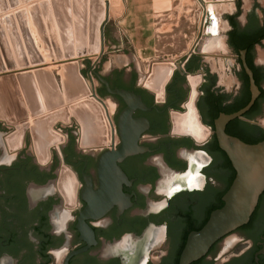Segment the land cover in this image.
<instances>
[{"label": "flooded vegetation", "instance_id": "flooded-vegetation-1", "mask_svg": "<svg viewBox=\"0 0 264 264\" xmlns=\"http://www.w3.org/2000/svg\"><path fill=\"white\" fill-rule=\"evenodd\" d=\"M236 5L237 14L225 18V43L237 59V80L229 86L212 71L203 51L176 66L160 97L146 86L148 76L139 84L135 75L128 85L119 69L101 76L91 68L101 84V95L95 91V96L107 133L104 145H83L81 124L74 117L68 123L57 118L42 138L35 121L60 115L62 107L44 108L34 117L27 110L23 117L18 101L9 96L11 107L0 108V264H179L188 235L224 206L223 197L236 178L219 147L215 121L251 99L242 51L260 94L225 132L248 144L264 142L259 123L264 64L255 60L256 48L264 44V16L253 25L248 13L241 24L238 1ZM218 22L207 11L202 36H218ZM197 77L195 106L208 131L202 141L172 133V114L187 111ZM100 78L112 90L134 92L146 107L132 113V122L143 129L137 141L142 150L116 163L125 179L116 178L115 162L108 171L104 164L123 143L118 121L127 104L109 94ZM104 97L114 102L113 112ZM263 201L264 190L249 222L191 264H264Z\"/></svg>", "mask_w": 264, "mask_h": 264}, {"label": "water", "instance_id": "water-1", "mask_svg": "<svg viewBox=\"0 0 264 264\" xmlns=\"http://www.w3.org/2000/svg\"><path fill=\"white\" fill-rule=\"evenodd\" d=\"M201 1L210 3V0ZM203 8L204 27L207 11L212 17L215 15L210 5L207 9L204 6ZM0 14L3 15L0 18V74L7 71L16 72V77L13 74L5 76L4 79L0 77V108L11 107L10 97L14 99V102L18 101L23 117L27 115V110L30 116L34 117L43 113L44 108L49 110L62 107V115H49L35 121L36 132L44 138L46 129H49L57 118L69 117V111L67 107H64L67 103L81 124L83 145H104L107 133L102 119V107L97 100L91 98L92 94L81 72L79 62L97 54H100V57L104 55V30L110 17L108 1L0 0ZM226 17L227 15H224L223 18ZM250 18L255 25L258 21L257 13L251 11ZM31 28H34L36 37L42 43V49L47 52L45 56L41 53ZM212 38L213 36L203 35L180 65L182 66L193 53L199 54L204 51ZM244 54L245 52L242 51L241 59L249 77L251 99L244 108L232 114H221L215 121V134L219 147L226 153L235 169L236 178L223 197L224 206L213 211L200 230L188 235L179 264H191L205 257L214 244L247 224L264 190V142L248 144L225 132L226 125L230 121L242 118L260 94L253 74L245 64ZM45 57L59 66L61 87L55 74L47 66L35 73L27 71L30 66L44 64ZM163 68L166 72L161 78L158 74ZM175 68L176 64L171 62L153 63L146 86L155 89L160 97ZM120 73L123 79V71ZM134 73L136 71L132 70L128 85L135 75L138 81V75ZM189 78L193 80L192 77ZM200 80V77L194 79V89L186 105L187 111L183 114L175 112L172 114V133L188 135L198 141H202L206 134L208 135V131L200 122L195 106L198 97L196 85ZM100 81L106 85L109 94L119 96L127 104V108L121 113L118 121V131L123 143L116 152L108 155L110 159H107L104 164L108 171V166L115 162L116 178L125 179L116 163L142 150L138 147L137 141L143 129L132 122V113L137 108L146 109V107L134 92L123 89L112 90L104 79L100 78ZM95 87L97 94L101 95L99 93L101 84L97 78ZM7 92L12 95H7ZM105 95L108 94L105 93ZM104 101L113 112L115 105L112 99L104 97ZM144 124L148 127L147 121H144ZM48 144L50 145V142ZM48 144L46 147L49 146ZM115 193L117 196L122 193L120 185L116 186ZM262 213L264 216V201Z\"/></svg>", "mask_w": 264, "mask_h": 264}, {"label": "rangeland", "instance_id": "rangeland-1", "mask_svg": "<svg viewBox=\"0 0 264 264\" xmlns=\"http://www.w3.org/2000/svg\"><path fill=\"white\" fill-rule=\"evenodd\" d=\"M226 1L228 0H210V3H207L201 0H182V5L174 3L175 6H173V8L177 9L176 7H181L177 12H175V15L170 14L168 18L162 19V17L156 13L159 16L155 14L153 18L143 22V29L127 33L122 24H117L126 11L123 0H110V17L104 30V55L100 58L98 57L99 59L86 58L84 60H80L79 62L81 64V72L85 77L88 87L89 82H91L89 76L90 74H92L93 80H96L95 75L90 72L91 68L98 71V74L101 76H108L115 69H119L120 71H123V80L126 84H129L130 82L131 71L135 70L138 75V83L140 84L143 76H148L150 73L151 65L153 63L171 62L179 65L191 52L195 44L197 42L199 43L202 38V32L204 29L202 23V13L204 12L203 5H206V8L210 5L217 21L219 20L217 23L219 34L218 36H213L212 40L205 46L203 51L205 56L203 58L212 71L217 73L220 81L225 83L227 86L231 85L237 80V59L235 53H233L226 46L225 42L228 27L226 29L223 28L226 21L223 17L224 15H235L239 10L236 5L237 0H232L234 5V9L232 11H224L221 9L226 5ZM240 9L238 21L241 24H244L245 17L251 11L257 13L259 21L264 16V0H240ZM2 17L3 15L0 14V18ZM31 29L33 35L35 36L34 28ZM35 38L37 37L35 36ZM37 40V45L39 49H41V53L45 52L44 54L46 55L47 52L42 49V43L38 38L36 41ZM107 40H110L112 43H117V46H120L121 40H123L125 43L122 48L123 51H119L121 50L119 47L111 49ZM261 56L264 57V44L256 48V62H259V58ZM46 59L51 63L49 58ZM50 66L52 68L50 70L53 74H55V77L61 87L60 76L58 74L60 71L59 66H55L54 64H50ZM32 73H35V71ZM160 75L159 71L158 76L160 77ZM65 105H67V108H70L69 104L65 103ZM68 111L70 110L68 109ZM72 117L73 116L69 114L67 119H60L61 121L68 123ZM30 122L32 123L31 118ZM259 123L264 126V110Z\"/></svg>", "mask_w": 264, "mask_h": 264}, {"label": "crops", "instance_id": "crops-1", "mask_svg": "<svg viewBox=\"0 0 264 264\" xmlns=\"http://www.w3.org/2000/svg\"><path fill=\"white\" fill-rule=\"evenodd\" d=\"M181 1L182 0H123V3L126 7V11L124 12L123 16L119 19L117 24H122V26H124V30L127 33L131 31L136 32L140 29H143V22L153 18L156 13H158L162 17V19L168 18L170 14L175 15V12H177L178 9H180L181 7H176L177 9L173 8V6H175L174 3L179 5L181 4ZM158 14L156 15L159 16ZM107 41L111 49H116L117 47H119L121 48V50L119 51H123L122 48L125 45L123 40H121L120 46H117L118 44L115 42H110V40ZM36 85L38 87V83H36ZM69 112L71 113L72 111Z\"/></svg>", "mask_w": 264, "mask_h": 264}, {"label": "bare ground", "instance_id": "bare-ground-1", "mask_svg": "<svg viewBox=\"0 0 264 264\" xmlns=\"http://www.w3.org/2000/svg\"><path fill=\"white\" fill-rule=\"evenodd\" d=\"M108 1V8H109V15H110V0H107ZM117 1V0H116ZM228 2V3H227ZM120 3V2H119ZM228 4V5H227ZM112 5V4H111ZM203 5V4H202ZM224 5V4H223ZM205 8H206V6L205 5H203ZM207 9V8H206ZM221 9H223L224 11L226 10V11H232L233 9H234V5H233V1L232 0H228V1H226V5L224 6V7H222ZM203 10H204V8H203ZM203 17H204V13H203ZM202 23H203V21H202ZM228 27V25L225 23L224 24V26H223V28H227ZM36 36V35H35ZM37 39V38H36ZM37 43H38V40H37ZM196 45V44H195ZM40 51H41V49H40ZM45 53V52H44ZM44 53H42L43 54V56H45V54ZM98 57H100V54H97V55H95V56H92V57H90V58H93V59H99ZM89 58V57H88ZM89 58V59H90ZM259 62H261V63H263L264 62V57H260L259 58ZM50 64H54L55 66H57V64H55V63H50L47 59L45 60V63L44 64H39V65H36V66H30L29 68H27V71H31V72H33V71H37V70H39V69H43L45 66H47L48 67V69L49 68H51V66H50ZM81 65V64H80ZM177 66V65H176ZM19 72L21 71V70H18ZM166 72V70H165V68H163V69H160V77L162 78V76L164 75V73ZM11 74H13V76H15L16 77V72H9V71H7L6 73H4V74H0V77L2 78V79H4V77L5 76H7V75H11ZM90 81L91 82H89V90H91V94L92 95H96V93H95V81L93 80V78L92 77H90ZM152 90L155 92V94H157V92L155 91V89H153L152 88ZM93 96L95 99L94 100H96V96ZM39 97H40V95H39ZM92 97V96H91ZM92 97V98H93ZM41 98V97H40ZM97 101L100 103V101L98 100V98H97ZM65 105V104H64ZM103 107H104V105H103ZM69 109V108H68ZM71 110V109H70ZM70 114V113H69ZM72 116L76 119V117L72 114ZM77 120V119H76Z\"/></svg>", "mask_w": 264, "mask_h": 264}, {"label": "trees", "instance_id": "trees-1", "mask_svg": "<svg viewBox=\"0 0 264 264\" xmlns=\"http://www.w3.org/2000/svg\"><path fill=\"white\" fill-rule=\"evenodd\" d=\"M238 1V6L240 5V0H237ZM261 40V39H260ZM260 40H258L256 43H259L260 42ZM256 43H254V44H252L251 46H253V45H255ZM234 45H236L235 43H234ZM250 101V100H249ZM249 101L247 102V104L249 103ZM247 104H245V106L247 105ZM244 106V107H245ZM243 107V108H244ZM246 143V142H245Z\"/></svg>", "mask_w": 264, "mask_h": 264}]
</instances>
